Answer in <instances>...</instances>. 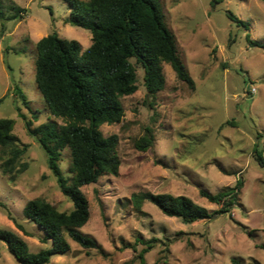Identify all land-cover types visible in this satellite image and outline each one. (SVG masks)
<instances>
[{
    "label": "rangeland",
    "instance_id": "1",
    "mask_svg": "<svg viewBox=\"0 0 264 264\" xmlns=\"http://www.w3.org/2000/svg\"><path fill=\"white\" fill-rule=\"evenodd\" d=\"M165 22L174 34L180 60L194 86L180 81L164 64L166 86L155 101L148 98L144 71L138 68V91L122 100L125 117L103 125V136L119 137V176H104L83 192L90 220L81 231L100 248L86 250L70 241L71 251L49 264H264V50L251 47L246 36L264 43V3L260 0H160ZM26 9L24 19L10 20L13 7ZM6 20H0V119L15 120L14 134L28 152L26 169L14 180L0 171V230L18 234L37 253L51 247L45 233L24 215L29 201L45 199L61 212L72 203L61 193L37 139L27 133L55 118L36 83L37 43L58 33L86 51L92 34L66 24L71 10L66 0H9ZM232 13L250 24L249 31L229 18ZM4 28V30H3ZM3 31V32H2ZM256 89V93H253ZM25 96V101L18 92ZM150 149L136 147L147 130ZM257 145V146H256ZM1 163V162H0ZM70 149L62 152L61 168L71 178ZM242 179L240 205L211 221L184 224L144 202L137 210L133 194L187 196L211 212L221 206L200 195L216 194ZM0 264H19L0 240Z\"/></svg>",
    "mask_w": 264,
    "mask_h": 264
},
{
    "label": "trees",
    "instance_id": "2",
    "mask_svg": "<svg viewBox=\"0 0 264 264\" xmlns=\"http://www.w3.org/2000/svg\"><path fill=\"white\" fill-rule=\"evenodd\" d=\"M0 0V20H6L4 2ZM71 13L66 24L89 31L92 45L86 51L75 40H66L52 33L37 43L36 83L48 110L64 125L49 122L32 129L26 123L28 135L37 139L48 157V167L57 179L61 193L72 203V210L61 212L45 199L28 202L25 217L37 225L45 236L44 244L51 247L37 253L15 232L0 230V240L19 264H49L54 256L71 251L70 241L86 250L101 248L98 242L84 234L90 220V203L83 188L104 176H119L121 159L117 153L119 137L103 136L101 126L119 124L125 117L122 100L138 91V68L144 71L143 81L148 98L155 101L166 86L164 64H169L177 78L193 87L194 82L179 58L174 34L165 22L160 0H66ZM264 3V0H260ZM10 20L24 19L26 9L12 8ZM229 18L249 31L250 24L232 13ZM4 30V28H3ZM3 32V31H2ZM251 47L264 50V43L246 36ZM21 98L25 96L19 91ZM3 99H0V103ZM15 120L0 119V171L14 180L26 169L22 159L28 146L14 134ZM154 142L147 130L136 147L150 149ZM257 146V145H256ZM70 149L72 177L64 175L60 162L62 152ZM255 160L264 167V156L255 150ZM244 186L242 179L233 187L212 194L201 190L200 195L210 203L221 206L211 212L187 196L137 193L132 203L141 210L144 202L155 205L165 216L178 218L184 224L211 221L214 217L231 213L240 205ZM0 207L5 205L0 202ZM156 241V240H153ZM153 241L139 258L145 263V253L153 248Z\"/></svg>",
    "mask_w": 264,
    "mask_h": 264
},
{
    "label": "built area",
    "instance_id": "3",
    "mask_svg": "<svg viewBox=\"0 0 264 264\" xmlns=\"http://www.w3.org/2000/svg\"><path fill=\"white\" fill-rule=\"evenodd\" d=\"M253 93H256V89H253Z\"/></svg>",
    "mask_w": 264,
    "mask_h": 264
}]
</instances>
